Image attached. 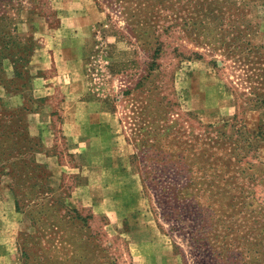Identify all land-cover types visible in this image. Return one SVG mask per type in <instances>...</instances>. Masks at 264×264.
I'll return each instance as SVG.
<instances>
[{"label": "rangeland", "instance_id": "rangeland-1", "mask_svg": "<svg viewBox=\"0 0 264 264\" xmlns=\"http://www.w3.org/2000/svg\"><path fill=\"white\" fill-rule=\"evenodd\" d=\"M263 97L264 0H0L18 264H264Z\"/></svg>", "mask_w": 264, "mask_h": 264}, {"label": "trees", "instance_id": "trees-1", "mask_svg": "<svg viewBox=\"0 0 264 264\" xmlns=\"http://www.w3.org/2000/svg\"><path fill=\"white\" fill-rule=\"evenodd\" d=\"M262 99H264V97L262 98ZM3 157V156H2ZM1 157V154H0V159L2 158ZM11 159H13V157L10 155L9 156ZM8 157V158H9ZM2 159H4V158H2ZM5 160V159H4ZM6 160H8L9 161V159H7L6 158ZM5 160V161H6ZM1 161H3V160H1ZM12 161H14V160H12ZM12 161H10L9 162V164H13L12 166L14 167L12 170H10V171H14V173H15V175H22V172H23V165L25 164L24 162H22V161H17V162H15V163H13ZM182 162H184V163H186V160H182ZM28 163L29 164H32V161H28ZM33 165V164H32ZM0 174H2V172H0ZM22 177V176H21ZM11 178H12V176H11ZM189 184H187L186 186H188ZM9 188H10V190L13 192V203H14V209H15V211H17V209L19 208V201H18V198H22L23 197V192L22 191H20V190H17V189H13V185H9ZM32 210H34V209H36V205H34L32 208H31ZM29 213H31L30 212V210H29ZM165 220H167L168 218H167V216H165V218H164ZM79 241H80V239H78ZM97 248H99V250L100 251H104L105 249L104 248H102V247H98L97 246ZM49 253H52V251L51 250H49ZM30 255H28L27 254V252H25V250L23 249V250H21L20 251V258H21V261H22V263L23 264H72V263H74L73 261L74 260H70V262H69V258L66 256V255H64L63 257H57V256H55V255H51V254H46V255H44L43 257L41 256V257H39V256H34V253H29ZM56 258L58 259V260H56ZM78 263H80V261H78ZM101 264H104V263H107V261L106 260H101V262H100ZM113 264V263H112Z\"/></svg>", "mask_w": 264, "mask_h": 264}, {"label": "crops", "instance_id": "crops-1", "mask_svg": "<svg viewBox=\"0 0 264 264\" xmlns=\"http://www.w3.org/2000/svg\"><path fill=\"white\" fill-rule=\"evenodd\" d=\"M4 187V186H3ZM0 185V196L3 201H5V206L7 208V212H12V204L4 197V192L6 193V189ZM8 197V195L5 194ZM1 203V202H0ZM9 214V213H7ZM11 217H4L0 215V264H18L17 258L14 256L13 248L11 247V243L9 242V230H11L13 226V222H11Z\"/></svg>", "mask_w": 264, "mask_h": 264}]
</instances>
